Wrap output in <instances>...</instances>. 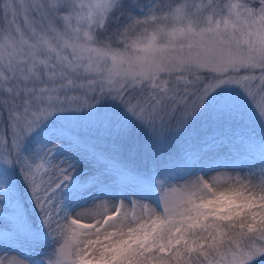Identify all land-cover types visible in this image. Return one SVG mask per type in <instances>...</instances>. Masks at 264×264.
Instances as JSON below:
<instances>
[{
	"label": "snow or ice",
	"instance_id": "obj_1",
	"mask_svg": "<svg viewBox=\"0 0 264 264\" xmlns=\"http://www.w3.org/2000/svg\"><path fill=\"white\" fill-rule=\"evenodd\" d=\"M0 264H264V0H0Z\"/></svg>",
	"mask_w": 264,
	"mask_h": 264
},
{
	"label": "rangeland",
	"instance_id": "obj_2",
	"mask_svg": "<svg viewBox=\"0 0 264 264\" xmlns=\"http://www.w3.org/2000/svg\"><path fill=\"white\" fill-rule=\"evenodd\" d=\"M228 175H235V173H227ZM208 177H205V179H207ZM78 211L83 212L85 214L87 213H91L96 211L95 207H85L83 209H79Z\"/></svg>",
	"mask_w": 264,
	"mask_h": 264
}]
</instances>
